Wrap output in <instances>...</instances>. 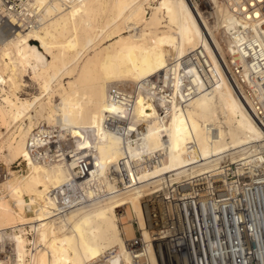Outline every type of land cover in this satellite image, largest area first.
Here are the masks:
<instances>
[{"label": "bare ground", "instance_id": "obj_1", "mask_svg": "<svg viewBox=\"0 0 264 264\" xmlns=\"http://www.w3.org/2000/svg\"><path fill=\"white\" fill-rule=\"evenodd\" d=\"M208 4L212 20L194 0H0V264H135L136 229L137 264H160L141 199L264 160V71L248 59L264 24Z\"/></svg>", "mask_w": 264, "mask_h": 264}, {"label": "built area", "instance_id": "obj_2", "mask_svg": "<svg viewBox=\"0 0 264 264\" xmlns=\"http://www.w3.org/2000/svg\"><path fill=\"white\" fill-rule=\"evenodd\" d=\"M1 1L14 8L19 2ZM223 1L264 24V0ZM252 43L249 66L264 71V47ZM40 138L44 155L60 154L52 133L44 132ZM149 160L153 163L154 157ZM217 166L168 186L163 180L141 199L149 243L160 264H264V160L247 163L225 158ZM124 171L131 179L133 166H125ZM140 238L136 229L135 238L126 240L135 264L137 254L144 251Z\"/></svg>", "mask_w": 264, "mask_h": 264}, {"label": "rangeland", "instance_id": "obj_3", "mask_svg": "<svg viewBox=\"0 0 264 264\" xmlns=\"http://www.w3.org/2000/svg\"><path fill=\"white\" fill-rule=\"evenodd\" d=\"M194 1H196L199 9L201 10V12H203L202 14L205 17L210 18V20H212V17H211V14H210L208 0H194ZM222 41H226V40L222 38ZM226 46H228V44H226ZM224 54H225V58H226L227 63H229L232 60L236 61L237 63H240V61H239L240 59L234 58L232 53L227 48H226ZM251 82L252 81L250 79H248V83H251ZM65 144L68 145L66 139H65ZM3 164H4L3 160L0 158V170H1V168L5 167V165H3ZM9 166H10V169L13 170L16 174H20V173L25 172L24 161L21 158H19L18 160H15L11 164H9ZM3 169H4V171H3ZM3 169H2L3 175L2 174L0 175V179L1 180H2L4 175H9V174H7V170L5 168H3Z\"/></svg>", "mask_w": 264, "mask_h": 264}]
</instances>
